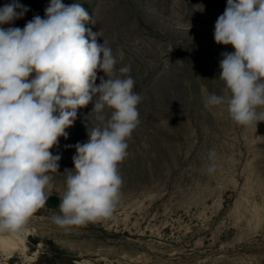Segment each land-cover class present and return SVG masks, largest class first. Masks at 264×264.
<instances>
[{
    "label": "rangeland",
    "instance_id": "obj_1",
    "mask_svg": "<svg viewBox=\"0 0 264 264\" xmlns=\"http://www.w3.org/2000/svg\"><path fill=\"white\" fill-rule=\"evenodd\" d=\"M10 2L0 0V7ZM19 3L29 10L0 27L23 29L44 16L50 0ZM62 3L88 12L85 27L101 33L98 43L108 42L117 70L130 65L127 75L142 98L140 123L118 165L123 185L113 216L65 229L52 220L59 208L45 206L22 235L0 233L12 241L0 244V264H264V122L240 126L226 106L204 103L209 94H223L221 54L234 51L214 40L227 0ZM102 76L98 71L97 85ZM92 107L77 109L67 138L50 150L61 159L58 172L49 173L48 197H62L74 145L87 142L99 123ZM213 149L218 167L209 175Z\"/></svg>",
    "mask_w": 264,
    "mask_h": 264
},
{
    "label": "clouds",
    "instance_id": "obj_2",
    "mask_svg": "<svg viewBox=\"0 0 264 264\" xmlns=\"http://www.w3.org/2000/svg\"><path fill=\"white\" fill-rule=\"evenodd\" d=\"M28 10L11 0L0 7V26ZM89 20L79 3L50 0L44 16H34L23 29L0 27V233L22 235L45 207L53 179L49 173L58 172L61 159L50 150L59 137L67 138L65 129L77 109L90 103L99 123L88 131L87 142L74 145V168L65 169L60 214L52 220L65 229L96 223L111 218L120 202L118 165L140 123L142 98L127 75L130 65L117 70L108 42L98 43L101 33L85 27ZM214 40L234 51L221 54L223 94H209L205 107L226 106L237 125L257 127L264 122V0H227ZM123 55L120 51V59ZM98 71L104 76L97 85ZM208 161L211 175L218 167L214 149Z\"/></svg>",
    "mask_w": 264,
    "mask_h": 264
},
{
    "label": "trees",
    "instance_id": "obj_3",
    "mask_svg": "<svg viewBox=\"0 0 264 264\" xmlns=\"http://www.w3.org/2000/svg\"><path fill=\"white\" fill-rule=\"evenodd\" d=\"M59 203H60V199L58 197L51 196L48 198L45 206L52 208H59Z\"/></svg>",
    "mask_w": 264,
    "mask_h": 264
},
{
    "label": "bare ground",
    "instance_id": "obj_4",
    "mask_svg": "<svg viewBox=\"0 0 264 264\" xmlns=\"http://www.w3.org/2000/svg\"><path fill=\"white\" fill-rule=\"evenodd\" d=\"M9 239V238H8ZM8 239H6V238H3V237H0V244L3 246V247H5V248H7V247H11V242L8 240Z\"/></svg>",
    "mask_w": 264,
    "mask_h": 264
}]
</instances>
